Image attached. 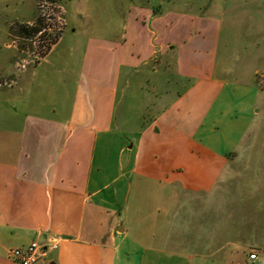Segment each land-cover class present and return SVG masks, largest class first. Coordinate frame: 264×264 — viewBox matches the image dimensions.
<instances>
[{
	"label": "crops",
	"instance_id": "0c3cea01",
	"mask_svg": "<svg viewBox=\"0 0 264 264\" xmlns=\"http://www.w3.org/2000/svg\"><path fill=\"white\" fill-rule=\"evenodd\" d=\"M245 4L128 11L77 56L51 61L52 44L19 99L0 93V264H17L8 250L31 242L44 248L35 264L264 257V179L252 177L264 175V152H239L264 117V0ZM241 23L258 42L227 31ZM145 69L147 118L120 106ZM219 202L247 203L224 216Z\"/></svg>",
	"mask_w": 264,
	"mask_h": 264
},
{
	"label": "rangeland",
	"instance_id": "374dc122",
	"mask_svg": "<svg viewBox=\"0 0 264 264\" xmlns=\"http://www.w3.org/2000/svg\"><path fill=\"white\" fill-rule=\"evenodd\" d=\"M253 1L255 3V0H0V93L4 92V97L1 99L8 97L19 99L26 93V89L31 87L29 74L57 37L58 43L49 56L51 61L60 57L66 58L70 54L77 56L79 52L75 51V46L81 51L88 35H114L125 23L124 19L128 11L143 12L144 17L145 10L151 7L161 12L168 9L191 12L200 9L210 12L217 10L218 6L224 10L229 9L238 2L246 3L243 7L248 10L254 6ZM225 17L228 18V15ZM254 27L252 23L250 25L241 23L235 25L233 29L231 27L226 30L232 31L241 40L250 38L258 42V30ZM244 35L247 37L244 38ZM73 49L74 52L71 53ZM259 71L258 76H261L259 78L264 82V70L259 68ZM37 72L40 78L42 68ZM146 72L145 69L137 73L135 78L131 79L129 87L120 90L122 91L120 106L126 102L130 114L140 113L145 118L151 109L146 108V105L155 99L150 90L149 77L144 75ZM170 77L173 79L172 75ZM18 99L8 100V104L15 103L18 110ZM262 124L264 130V117L258 116L253 121L252 141L248 139L243 141L239 146L240 153H259L261 150L264 152V142H261L264 131L260 138ZM240 161L245 162V159H239ZM258 161L256 158L250 166L258 167V164H254ZM252 177L264 179L263 174ZM245 203L247 202H219L217 206L220 215L233 216L236 215L234 210H240ZM258 203L260 204V202H252L254 205Z\"/></svg>",
	"mask_w": 264,
	"mask_h": 264
},
{
	"label": "built area",
	"instance_id": "2783aa9c",
	"mask_svg": "<svg viewBox=\"0 0 264 264\" xmlns=\"http://www.w3.org/2000/svg\"><path fill=\"white\" fill-rule=\"evenodd\" d=\"M59 238L54 237L51 239V244L55 245ZM44 255V248L38 243L31 242L23 248H13L8 250L7 256L17 264H35ZM247 264H264V257L257 254L255 251L247 254Z\"/></svg>",
	"mask_w": 264,
	"mask_h": 264
},
{
	"label": "trees",
	"instance_id": "16d2710c",
	"mask_svg": "<svg viewBox=\"0 0 264 264\" xmlns=\"http://www.w3.org/2000/svg\"><path fill=\"white\" fill-rule=\"evenodd\" d=\"M57 38H58V37H57ZM57 38L54 39V41L51 43V45L54 44V43L57 41ZM49 49H50V47H49ZM49 49H48V50H49Z\"/></svg>",
	"mask_w": 264,
	"mask_h": 264
}]
</instances>
